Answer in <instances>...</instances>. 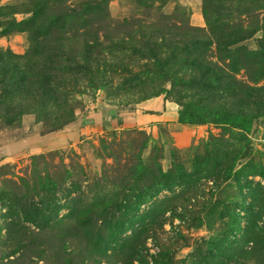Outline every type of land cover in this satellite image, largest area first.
<instances>
[{"label":"rangeland","instance_id":"obj_1","mask_svg":"<svg viewBox=\"0 0 264 264\" xmlns=\"http://www.w3.org/2000/svg\"><path fill=\"white\" fill-rule=\"evenodd\" d=\"M0 264H264V0H0Z\"/></svg>","mask_w":264,"mask_h":264},{"label":"trees","instance_id":"obj_2","mask_svg":"<svg viewBox=\"0 0 264 264\" xmlns=\"http://www.w3.org/2000/svg\"><path fill=\"white\" fill-rule=\"evenodd\" d=\"M240 123L241 125H246L249 121V118L246 116H230V115H224L223 117L218 119V122L224 123V124H231L233 122ZM179 122L185 123L186 119L182 113H179Z\"/></svg>","mask_w":264,"mask_h":264},{"label":"crops","instance_id":"obj_3","mask_svg":"<svg viewBox=\"0 0 264 264\" xmlns=\"http://www.w3.org/2000/svg\"><path fill=\"white\" fill-rule=\"evenodd\" d=\"M161 116L160 115H155V114H147L142 116V121H146L148 123H152L154 121H156L157 119H159Z\"/></svg>","mask_w":264,"mask_h":264},{"label":"bare ground","instance_id":"obj_4","mask_svg":"<svg viewBox=\"0 0 264 264\" xmlns=\"http://www.w3.org/2000/svg\"><path fill=\"white\" fill-rule=\"evenodd\" d=\"M193 20L195 23H199V22H201V16L197 13V14L193 15Z\"/></svg>","mask_w":264,"mask_h":264}]
</instances>
